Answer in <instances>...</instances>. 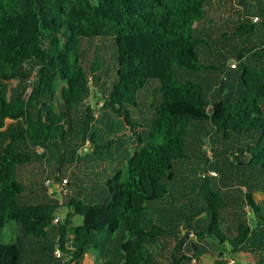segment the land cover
Instances as JSON below:
<instances>
[{"label": "trees", "instance_id": "16d2710c", "mask_svg": "<svg viewBox=\"0 0 264 264\" xmlns=\"http://www.w3.org/2000/svg\"><path fill=\"white\" fill-rule=\"evenodd\" d=\"M208 1L0 0V232L9 227L17 234L14 242H0V264H83L86 256L105 264L109 246L100 245L97 237L115 234L121 226L127 238L119 245L120 264H224L217 246H229L252 264H264V206L254 196L264 194V39L240 49L226 43L237 60L229 73L227 56L219 55L214 65L208 50L216 43L211 45L204 23ZM245 14L232 24L234 35L264 32V12L247 9ZM254 16L262 21L254 23ZM97 39L103 47L105 40L111 43L110 49L98 46L85 61V41ZM210 70L222 75V82L208 91L200 82L180 79L181 72ZM103 76L111 78L101 85ZM90 78L100 88V117L108 123L115 119L135 125L130 108L140 106L139 94L152 82L157 83L152 96L159 98L146 136L138 137L125 170H115L113 180L95 185L93 191L78 187L75 194L70 169L77 167L79 150L89 140L88 154L102 156L119 137L112 124L106 127L112 139L103 138L96 127L89 134L93 110L83 101L91 96ZM204 138L215 151L228 154L225 162L238 181L213 185L204 174ZM92 162L89 167L97 166ZM35 163H47L46 171L56 182L69 177V193L61 205L49 198L42 175L33 182L27 176ZM189 164L202 177L206 203L187 196V183V200L168 187L180 171L191 174ZM190 181L198 182L194 176ZM238 182L245 193L230 191H238L235 196L221 189L227 188L221 183ZM168 197L170 203L164 201ZM237 197L245 198L254 226L235 214L236 229L226 225L223 214L235 207ZM158 203L181 207L165 215V206L160 209ZM61 207L66 215L55 224ZM203 213L205 218L194 221ZM254 229L261 231L255 235L258 240ZM191 233L210 246L195 243ZM68 236H74L75 248L68 247ZM148 245L156 248L158 259ZM190 248L195 253L189 254Z\"/></svg>", "mask_w": 264, "mask_h": 264}, {"label": "rangeland", "instance_id": "374dc122", "mask_svg": "<svg viewBox=\"0 0 264 264\" xmlns=\"http://www.w3.org/2000/svg\"><path fill=\"white\" fill-rule=\"evenodd\" d=\"M237 1H242V0H237ZM234 0H232V4H234ZM243 5L244 6H248V9L250 11H252L253 13H263L264 12V0H243ZM223 19H225V16H218L216 19L212 20L218 25L219 22H221ZM241 22L242 20L238 19V22ZM214 22H209L210 25H206L207 27L210 26L209 28V36H207L208 39H210V43L211 45L214 46V48L218 49V50H214L210 49L208 57H210L212 60V63L214 65H217L218 62H216L215 57L217 58L219 55H224L228 57V61L226 62L227 64L233 63L236 60V57L232 54H230L228 52V48L226 43L232 44L237 46V48H242L244 44L248 45V47H254L256 46L261 40L264 39V32L263 30H257L256 33H254L251 36L248 37H244L243 36H236L233 33L236 31V27L233 25H229L225 28V26L218 28L217 25L214 24ZM235 22H237V19H235ZM222 32H226V37L222 38ZM101 40H86L85 41V55H86V59L85 61H89L92 58L93 52L95 50H97L96 47L98 46H102V48L105 49V51L107 52L110 47H111V43H109L108 41L105 40L106 46L103 47V45L101 44ZM207 50V49H206ZM232 50H235L234 48ZM211 52V53H210ZM206 54H204L205 57ZM108 56V55H107ZM107 64H109L111 66V62H110V57H107ZM236 72V71H235ZM110 76H103V81L101 82V85L104 82L110 81ZM180 79L183 81H193L196 83H201L202 86L204 87V89L206 91L210 90L211 88H216V84L215 82H222V75L220 76L219 73L215 70H210L207 71L205 73L202 72H196V71H185V72H181L180 73ZM13 86L17 85V82L14 81L11 83ZM230 85L232 86L233 83L230 81ZM61 85L58 86V89L60 90ZM157 87V83L156 82H152L150 85H148L147 87H145L141 93L139 94V102H140V106L139 107H131L130 111L131 114L134 115V117L132 118V123L135 124L133 126H127V125H122V123L118 120L115 119H108V122L101 120V112H102V93L100 91V88H96L95 86H92L91 88V96L89 99V106L90 108L93 110V116L94 119L92 120V124L93 127L92 129L90 128L89 134L92 133L96 128L101 129L100 132L103 134V138H111L112 139V135L110 134V132L108 130H106L107 126L109 124L115 125L117 126L115 128V130H113L112 132L116 133V135L119 134V137H117L115 145L113 146V149L111 151L105 152L104 155L100 156V155H90L86 154L85 150L83 149L84 146H86L89 150L90 146H92V143H90V141L88 140L85 145L83 146V148H81L78 152V163L76 164V168H75V172L72 174L71 176V185H72V191L76 194V192H78V187L83 188L82 191H87L89 188L92 189V191L95 189V185H103L105 184L106 181H108V179H114L112 174L115 170H125V166H126V162L129 159L130 156H132L134 154V152L136 151V144L138 143V137L141 138H145L146 136V130H147V126L150 124V122L153 119V116L155 114L156 111V106H157V97L159 98L158 95H156V98H153L152 93L155 90V88ZM234 88V87H233ZM30 90H28L29 92ZM7 122H11V120H7ZM96 127V128H95ZM108 131V133H107ZM122 133L126 134L124 136H120ZM80 141V139H79ZM98 143L100 145H103L105 142L103 140H99ZM215 145L211 142V140L209 138H204L203 142H202V151L205 153V158H203V160L205 161V163L207 164L205 167V170L207 168L208 171H205L204 174L208 177V178H215V180L218 181V184L220 182H232L234 180H237V177L235 175H233V173L235 172L232 169V173L230 172V167L228 166V163H226L225 161L228 159V154H224L219 148H217V151H215ZM39 152L41 153V149H39ZM91 157V158H89ZM93 160V164H96L97 166L95 167H89L91 165V161ZM89 165V166H88ZM190 165V164H189ZM194 164H191V168L188 169L189 173H191L190 175H188L187 171H180L178 174H180L179 178L176 179V181L174 183H169L168 187L170 190L173 191V193L176 195L177 198H182L183 200H187L183 197V193L185 192L184 189V184H186L187 187V196L190 197H194L195 201H199L201 202V204H203V202L206 203V200L204 198V195L208 194L206 189H204L203 187L204 182L201 181L202 177H200V179H198V169L195 167L193 168ZM88 166V167H87ZM249 169V168H248ZM252 169V168H251ZM250 169V170H251ZM195 170V171H194ZM242 170V168H241ZM250 170H248V172H250ZM88 172V173H87ZM92 172V173H90ZM215 172L216 175H212L211 173ZM186 175H185V174ZM191 176H194V180H197V183H192L190 181ZM238 176L240 178L243 177V175L238 174ZM253 175H249L248 178H252ZM225 177V179L223 178ZM223 179V181H222ZM184 180V181H183ZM190 182V183H189ZM225 185L227 188L221 186V189H223L222 191L225 192H230V191H235L237 190H243V188H240V183H230V184H223ZM261 180H259V186L261 187ZM94 185V186H93ZM210 186V185H209ZM80 192V191H79ZM237 193H239L238 191L235 193L230 192V194H234L235 196H237ZM56 197L58 199L55 200H59L58 202H64V199L62 200L61 196L59 195V193L55 192ZM257 198V200L259 202H263V206H264V194H261L260 192H258L255 196ZM167 203H170L171 198L168 197L167 199L164 200ZM181 201V200H180ZM167 203H158L156 204V207H159L160 209H163V205L165 206V215H170L172 214L173 211H178V209L181 206H177V205H169ZM166 204V205H165ZM179 205V204H178ZM233 205H235V207L230 208V210L228 209L227 212H225L223 214V218L225 220V223L227 226H229L230 228H232L233 230L236 229L235 223H233V219H232V215L235 214L236 216H244L246 218L249 219V222L251 224V226H254V222H253V215L250 214L251 210L249 209V207L245 204V198H236V200H234ZM171 207V208H170ZM168 208H170L168 210ZM66 209L64 207H61L59 209V219L61 220V222L64 219V216L66 215ZM206 217V214L203 213L202 215H198L194 221L197 220V218H199V221L203 218ZM75 222L77 224H80L82 222V218L77 216L75 218ZM9 227H7L5 230H3L2 232H0V242H14L15 240H17V234L15 232H11L9 229ZM224 232L227 234L228 231L225 227V229L223 228ZM258 233H261V231L259 230H255L253 232V237L255 235H257ZM228 236H232L229 233L227 234ZM252 237V238H253ZM256 239L258 240V236H255ZM99 239V244H105L109 246V250H108V256L109 259L105 261V264H120L121 263V257H120V252H119V245L122 244L125 239L127 238L126 232L124 230V227L121 226L119 231L115 234H105V235H101L99 234V236L97 237ZM193 238H195V236H193ZM260 238V237H259ZM197 240V239H195ZM201 244H203L204 246L209 247V243H206L205 241H201ZM99 245V246H100ZM209 245V246H208ZM69 248H72L71 246ZM218 249V251H222L223 252V256H222V260L224 262V264H242L243 262H248L249 264H252V262H250V260L248 259V256L243 252H234V250H232L229 246H217L216 247ZM147 249L149 250V252L153 255V258L156 260L158 259V257L156 256V248L154 246H147ZM228 250L231 252V254H227ZM217 256L219 255L217 252L215 253ZM225 256L227 257V259H225ZM94 259L93 257L91 258V260ZM229 259V261H228ZM95 260V259H94ZM85 262H87V264H90L89 261L87 259H85Z\"/></svg>", "mask_w": 264, "mask_h": 264}, {"label": "crops", "instance_id": "0c3cea01", "mask_svg": "<svg viewBox=\"0 0 264 264\" xmlns=\"http://www.w3.org/2000/svg\"><path fill=\"white\" fill-rule=\"evenodd\" d=\"M235 2H234V4H232V0H209L208 1V3H207V7H206V11H207V20L204 22V23H206V25H210L209 24V22H214L213 20H212V18L213 19H216L218 16H225V19H223L221 22H219L218 23V25L217 24H215L216 23V21L214 22V24L215 25H217L218 26V28H221L222 26L224 27L225 26V28L227 27V26H229V25H234L235 23H240V21L238 22V19L240 20H242L244 17H246V14H245V11L248 9V6L246 5V6H244L243 5V0L242 1H237V0H234ZM235 19H237V22H235ZM208 27H210V26H208ZM221 57V56H220ZM217 58L215 57V59L214 60H216ZM233 60H236V59H233ZM237 61V60H236ZM230 62L227 64V63H225V66H226V70H228V68L230 67ZM230 71L228 70V73H229ZM233 75V74H232ZM84 150H85V152H86V154H88V151L89 150H87L88 148L86 147V146H84V148H83ZM38 153H40V152H38ZM89 155H91V154H89ZM44 162V161H43ZM46 162V161H45ZM28 170H27V176L30 178V180H31V182H33L34 180H36L35 178L37 177H40L41 178V175H42V177L44 178H42L43 179V185H44V187H45V180L46 179H50V180H54V179H52L49 175H48V171H46V169H47V163H35V164H33L32 166H30V167H28L27 168ZM75 170V169H74ZM72 171L71 169H70V172H75V171ZM69 172V173H70ZM88 173V172H87ZM211 182H212V184L213 185H216V184H218V181L217 180H215V178L213 179V178H211ZM256 184H257V186H259L258 184V182L256 181ZM104 185V184H103ZM46 188V187H45ZM47 189V194H48V196H49V198H52V199H58V198H55L56 197V195H50V190L48 189V188H46ZM247 190H246V188L245 187H243V192L245 193ZM55 193V192H54ZM258 192H256L255 193V195L254 196H256V194H257ZM261 193V192H260ZM261 194H263V193H261ZM256 198V197H255ZM257 199V198H256ZM59 201V200H58ZM60 204H61V202H59ZM179 229H181V228H179ZM193 234L191 233V235H190V237H191V240H193L195 243H200L201 244V241L200 240H198L196 237L195 238H193ZM71 237V239H74V236H70ZM195 239H197V240H195ZM206 243H209V245L211 244V242H207V241H205ZM190 243V242H189ZM173 244H177V242L176 241H174L173 243H172V245ZM201 245H203V244H201ZM208 245V246H209ZM207 247V246H206ZM156 252H157V250H156ZM189 254L190 253H195V251H193L191 248L189 249ZM222 252V251H221ZM85 259H87L88 261H89V263L90 264H98V262L97 261H95V260H91L90 259V257L89 256H86L85 258H84V261H83V264H87V262H85Z\"/></svg>", "mask_w": 264, "mask_h": 264}, {"label": "built area", "instance_id": "2783aa9c", "mask_svg": "<svg viewBox=\"0 0 264 264\" xmlns=\"http://www.w3.org/2000/svg\"><path fill=\"white\" fill-rule=\"evenodd\" d=\"M262 21V18L261 17H259V16H254L253 17V22L254 23H260ZM236 65H237V61H235V62H233V63H231L230 64V66L232 67V68H235L236 67ZM89 85L91 86V88H92V81H91V78H90V81H89ZM89 99H90V97H88V98H86L84 101H83V104H86V105H89L88 103H89ZM41 151L43 152V149H41ZM38 152H39V149H38ZM41 152V153H42ZM212 175H216V173L215 172H212L211 173ZM45 187L46 188H48L49 190H50V195H55V193L54 192H58L59 193V195L61 196V198H62V200H63V198H65L67 195H68V193H69V191H68V189H67V187H68V184H69V177H64L61 181H59V182H56V181H54V180H50V179H46L45 180ZM61 204H62V202H61ZM60 204V205H61ZM59 214H56V217H55V219H54V223L56 224V223H58L59 222ZM55 254H56V256H58V257H61V255H62V253L59 251V250H56V252H55ZM221 260H222V257L220 258ZM225 259H227V257L225 256ZM223 261V260H222ZM228 261H229V259H228ZM195 263V260H193V262H192V264H194ZM230 264V263H229Z\"/></svg>", "mask_w": 264, "mask_h": 264}, {"label": "water", "instance_id": "95a60500", "mask_svg": "<svg viewBox=\"0 0 264 264\" xmlns=\"http://www.w3.org/2000/svg\"><path fill=\"white\" fill-rule=\"evenodd\" d=\"M67 243H68V247H72L75 248L76 247V242L74 241V239H71L70 236L67 237ZM242 264H249L248 262H243Z\"/></svg>", "mask_w": 264, "mask_h": 264}]
</instances>
